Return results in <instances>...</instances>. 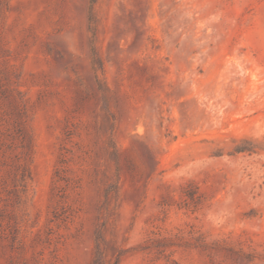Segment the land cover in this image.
<instances>
[{"label":"rangeland","instance_id":"rangeland-1","mask_svg":"<svg viewBox=\"0 0 264 264\" xmlns=\"http://www.w3.org/2000/svg\"><path fill=\"white\" fill-rule=\"evenodd\" d=\"M0 141V264H264V0H0Z\"/></svg>","mask_w":264,"mask_h":264},{"label":"trees","instance_id":"trees-1","mask_svg":"<svg viewBox=\"0 0 264 264\" xmlns=\"http://www.w3.org/2000/svg\"><path fill=\"white\" fill-rule=\"evenodd\" d=\"M19 129H20L19 131L21 132V135H22V142H24L25 136L23 134L22 126ZM1 142L2 141H0V144H1ZM23 145L24 144H21L22 147H23ZM254 150H255V148H253V147L251 148L248 146H238L235 149L236 152L254 151ZM26 154H27V150L25 151L23 149L22 151H20L18 159L16 160V164L14 166L16 182H19V184L23 185L24 187L26 185L27 180L31 178V171H30L29 163H28V160H26V157L24 156ZM190 185L192 187L190 189H186L185 191H186L187 195H189V197L195 201L196 200V194L198 193V187L196 186V184H194L192 182L190 183ZM198 197L199 196H197V199H198ZM122 255H123V253L121 251L118 252L115 260L111 264H119L121 261ZM95 263L96 264H108L100 246H98V249H97V255H96Z\"/></svg>","mask_w":264,"mask_h":264}]
</instances>
